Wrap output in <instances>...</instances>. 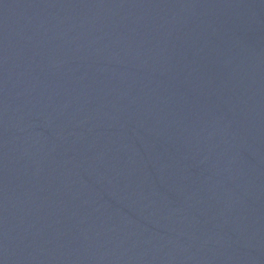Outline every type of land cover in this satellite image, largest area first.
Masks as SVG:
<instances>
[{
  "label": "water",
  "instance_id": "1",
  "mask_svg": "<svg viewBox=\"0 0 264 264\" xmlns=\"http://www.w3.org/2000/svg\"><path fill=\"white\" fill-rule=\"evenodd\" d=\"M0 264H264V0H0Z\"/></svg>",
  "mask_w": 264,
  "mask_h": 264
}]
</instances>
